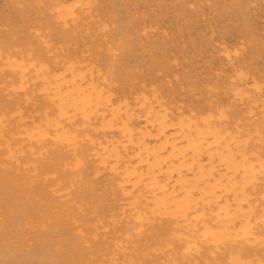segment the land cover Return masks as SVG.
Instances as JSON below:
<instances>
[{"label": "rangeland", "instance_id": "374dc122", "mask_svg": "<svg viewBox=\"0 0 264 264\" xmlns=\"http://www.w3.org/2000/svg\"><path fill=\"white\" fill-rule=\"evenodd\" d=\"M0 131V264H264V0H0Z\"/></svg>", "mask_w": 264, "mask_h": 264}, {"label": "bare ground", "instance_id": "6f19581e", "mask_svg": "<svg viewBox=\"0 0 264 264\" xmlns=\"http://www.w3.org/2000/svg\"><path fill=\"white\" fill-rule=\"evenodd\" d=\"M11 67L13 68V67H14V64L11 65ZM36 69H38V68H36ZM17 70H18V73H24V72H27L24 68H21V69H20V68L18 67ZM17 70H16V72H17ZM35 72H37V71H35ZM38 74H39V73H38ZM38 76H40V74H39ZM11 82H12V81H11ZM20 84H22V83H20ZM23 85H24V84H23ZM23 85H21V86L23 87ZM12 86H14V85L12 84ZM10 87H11V86H10ZM16 87H17V85H16ZM10 89H11V88H10ZM14 89H16L15 86H14ZM61 111H62V110H61ZM61 111H60V112H61ZM61 113H64V112L62 111ZM66 113H67V112L65 111L64 114H66ZM11 120H12V119H11ZM11 123H12V122H11ZM55 126H56V125H55ZM53 127H54V126H53ZM54 131H55V130H54ZM1 132H2V131H0V134H1ZM43 134L45 135V133H43ZM40 135H41V134H40ZM40 135H39V136L37 135L38 137L35 136V137H37V139H38V140H35V141H41V140H43V138H45V136H46V135H45V136L43 135V136H44V137H43V136H40ZM32 136H33V135H32ZM32 136H31L30 138H32ZM0 137H1V136H0ZM9 142H10V141H9ZM16 143H17V142H16ZM8 146H10V145H8ZM1 149H2V148H1ZM2 150H3V149H2ZM10 153H11V151H10ZM216 236H218V235L216 234L215 237H213V238L216 239V238H217ZM220 237H221V239H225V238H224L225 235H223V234H220Z\"/></svg>", "mask_w": 264, "mask_h": 264}]
</instances>
